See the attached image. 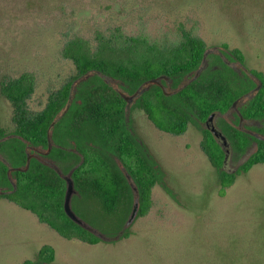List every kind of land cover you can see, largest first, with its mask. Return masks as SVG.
Listing matches in <instances>:
<instances>
[{"label": "rangeland", "instance_id": "1", "mask_svg": "<svg viewBox=\"0 0 264 264\" xmlns=\"http://www.w3.org/2000/svg\"><path fill=\"white\" fill-rule=\"evenodd\" d=\"M116 27L125 35L145 36L161 45L181 40L182 29L205 41L202 62L193 71L167 80L170 90L228 68L244 86L250 79L258 82L252 70L264 72V0H0V80L32 73L34 89L26 105L31 112L39 111L51 93L76 73L72 60L63 55L68 39L81 35L93 41L97 31L109 33ZM235 47L243 53L242 62L231 53ZM92 77L90 72L73 82L72 101ZM106 80L115 87L125 86L119 79ZM245 87L234 107L212 116L226 140L222 168L235 173L223 195L220 169L200 146L206 122L191 115L184 133H168L158 129L132 99L126 109L127 127L160 177L151 190L148 212L136 215L127 236L90 244L62 237L33 212L0 197V264L35 260L43 244L55 250L51 264H264V163L236 172L256 149V139L264 136V118L238 119L254 92ZM12 114L10 101L0 93V128L10 136L15 130ZM230 126L249 136L243 151L236 149ZM50 138L57 139L53 130ZM50 144L76 150L73 139ZM40 151L43 154L45 149ZM11 153L20 164L21 154ZM0 161L11 165L1 148ZM44 162L68 176L71 162L62 163L52 154L45 155ZM9 182H14L12 175ZM10 183L0 181V191L9 190Z\"/></svg>", "mask_w": 264, "mask_h": 264}, {"label": "trees", "instance_id": "2", "mask_svg": "<svg viewBox=\"0 0 264 264\" xmlns=\"http://www.w3.org/2000/svg\"><path fill=\"white\" fill-rule=\"evenodd\" d=\"M120 30V27L109 33L99 30L93 41L81 35L68 39L63 55L72 60L76 73L51 93L39 111L31 112L26 105L34 89L32 73L0 80V93L13 107L15 124L13 136L0 128V148L11 161L10 166L0 161V181L10 183V175L14 177L9 190L0 191V197L33 212L39 221L62 237L90 244L102 238L65 213L64 175L37 157L38 147L44 148L46 155L58 157L62 163L71 162L69 171L72 170L71 178L77 191L71 201L74 212L103 234L115 236L122 230L133 203L132 190L122 167L137 189L138 216L148 212L151 190L160 178L155 164L127 127L126 109L131 99L158 129L179 135L186 131L191 115L205 121L216 111L225 112L236 105L245 86H251L253 96L240 109L238 119L242 122L264 118L263 71L252 70L258 82L250 79L245 86L238 85L236 74L228 68V71L219 70L193 78L176 90H170L166 88L167 80L193 71L202 62L205 41L182 29L181 40L161 45L148 37L125 35ZM231 53L243 61L239 48H232ZM90 72L92 80L79 92L78 99L72 101L73 82ZM106 77L119 79L125 86L115 87ZM69 102L66 113L56 120ZM52 130L57 138L74 139L76 150L46 142ZM230 130L236 149L243 151L249 136L233 126ZM8 141L19 145L9 146ZM256 141V149L237 173L264 163V136ZM200 146L211 163L220 169L219 193L223 195L225 188L235 180V173L222 168L226 152L207 128L203 129ZM11 150L21 154L20 164L15 162ZM81 205L87 209H82ZM128 234V229H124L122 236ZM54 257V248L43 244L36 259H26L23 264H51Z\"/></svg>", "mask_w": 264, "mask_h": 264}, {"label": "water", "instance_id": "3", "mask_svg": "<svg viewBox=\"0 0 264 264\" xmlns=\"http://www.w3.org/2000/svg\"><path fill=\"white\" fill-rule=\"evenodd\" d=\"M212 116H213V114L210 115L209 117H207V119L205 120L206 128L213 133L216 140L219 142V144L225 150V152H226V156H225V160H224V163H225L226 158H227V150L224 147L225 145H223V142H226V140H225L224 135L218 129L215 128V126L213 124ZM57 171L59 172V170H57ZM122 171L125 174V176L127 177V180L130 184V187L132 190V195H133V203H132V208H131L130 214L128 215L126 221L124 222L122 230H120V232L117 235H115V237H118L120 234L123 233L124 229H126L131 224V222L134 220V218L136 217V215L138 213L137 189L135 187V184L133 183L132 178L128 175V173L124 167H122ZM71 173H72V170L69 171L68 176H64V179H65V196H64V202H63V208H64L65 213L68 215L69 218H71L73 221H75L76 223H78L82 227L98 234L101 238H104L105 236L103 233L97 232L86 221H84L82 218H80V216L77 215L74 212V210L72 209V207H71V196H72V193L75 189L73 186Z\"/></svg>", "mask_w": 264, "mask_h": 264}, {"label": "flooded vegetation", "instance_id": "4", "mask_svg": "<svg viewBox=\"0 0 264 264\" xmlns=\"http://www.w3.org/2000/svg\"><path fill=\"white\" fill-rule=\"evenodd\" d=\"M206 53V52H205ZM204 57H205V54H204ZM204 59V58H203ZM254 93V92H253ZM253 96V95H252ZM132 100V99H131ZM130 100V101H131ZM249 120H252V119H249ZM254 120V119H253ZM215 126V125H214ZM216 129H218L216 126H215ZM219 130V129H218ZM220 131V130H219ZM221 132V131H220ZM222 133V132H221ZM71 139H63V138H57V139H51L49 138L46 142H70ZM74 142H76L74 139H73ZM23 142H29L27 140H23ZM82 142H92V141H89V140H83ZM40 148L41 147H38V152H37V157H39L42 161H44V157H45V152H43V154L41 153L40 151ZM44 148H42L43 150ZM45 154V155H44ZM104 238H111V237H114V236H107L104 234Z\"/></svg>", "mask_w": 264, "mask_h": 264}]
</instances>
